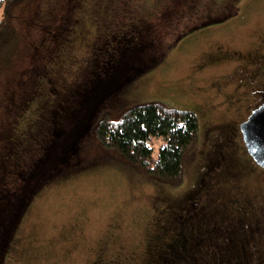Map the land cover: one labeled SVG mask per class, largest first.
<instances>
[{"label": "rangeland", "instance_id": "obj_1", "mask_svg": "<svg viewBox=\"0 0 264 264\" xmlns=\"http://www.w3.org/2000/svg\"><path fill=\"white\" fill-rule=\"evenodd\" d=\"M106 1L78 2L75 29L62 38L58 50L49 37H38L31 28L33 34L26 33L31 38L23 34L27 44L18 43L10 75L0 78V135L9 132L2 109L12 103L14 140L34 139L25 142L31 164L24 169L46 153L40 144L62 141L52 146L53 162L64 144L77 141L62 168L69 174L37 193L5 264H164L166 256L175 255L170 247L180 250L186 242L189 247L177 264H216L213 257L225 253L220 248L230 240L234 247L246 233L245 225L256 223L264 231V168L249 155L240 128L258 102L249 91V71L254 58L264 59V0H231L229 6L239 8L237 15L200 28L205 15L214 12L173 2L167 20H149L148 29L121 24L122 31H114L110 39L127 10L114 0L109 11ZM62 2L27 0L16 16L31 20L39 11H56ZM4 15L0 7V20ZM113 15L117 21L110 23ZM157 34L162 40L154 39ZM43 39L48 44L43 46ZM163 51L164 60L140 73ZM38 57L47 64L39 68L44 73L36 90ZM148 101L189 110L199 118V142L187 156L178 187L145 177L95 136L104 112L116 119L130 105ZM83 124L85 131L77 137L74 127ZM162 143L160 137L153 140L155 156ZM184 233L197 241H187ZM258 240L256 251L245 247L239 253L240 264H263L255 254L264 257V232Z\"/></svg>", "mask_w": 264, "mask_h": 264}, {"label": "trees", "instance_id": "obj_2", "mask_svg": "<svg viewBox=\"0 0 264 264\" xmlns=\"http://www.w3.org/2000/svg\"><path fill=\"white\" fill-rule=\"evenodd\" d=\"M26 1L27 0H0V7L5 9V15L0 20V78L8 77L11 70L14 68L16 58L19 56L18 43L27 44L26 42L23 43V34L31 38L33 33L38 32L41 34L38 35V37L43 35L46 36V38L49 37L50 41H48V43L52 42L53 49L58 50L61 48L59 42L63 39H68L75 29L74 22L79 8L77 4L81 0H79L77 4L75 0H62V3L55 6L57 9L56 11H39V15H36L37 18L32 17L31 20H22L16 16V13ZM113 1L114 0L106 1L105 7L108 8L107 10H112V3L115 5ZM173 2H176L185 9H192L195 5H199L208 9V12H214L205 15V21L197 25L199 28L224 22L237 15L239 11L236 4L235 6L234 4L229 6V3L233 2L231 0H118L116 3L122 5V8L127 10L126 20L119 21L120 26L114 25V30H111L110 37L106 39H110L113 35H116L114 31H122L124 27L121 24L125 26V29H132L135 23L148 29L152 26L149 20H167V18H170L168 12L171 10ZM49 5H51V3ZM225 7L229 8L225 11L227 13L224 14L222 12L223 14H218L220 11L217 10L219 8L224 9ZM110 18V23L112 21H117L115 15L112 17L110 16ZM96 26L103 25L97 24ZM106 26L108 27L109 25L106 24ZM31 28L33 29V33L31 32ZM30 32L32 34H26ZM184 34L185 33L179 34L177 39H180L181 36L183 37ZM153 35L154 34L151 36ZM32 38L34 40L36 37L33 36ZM154 39L162 40V37L157 34ZM154 39L152 40L155 41ZM46 41L47 39H43V46L44 44H48ZM177 41H175L174 44H176ZM104 44H106V42H104ZM28 45H30V42H28ZM43 46L40 45V48L42 49ZM128 46L129 45L126 47ZM167 51L159 53V55L153 59L154 61L143 68L140 73H144L146 70L156 66L164 60ZM45 59H49L48 56ZM36 60L40 61L38 72H36L38 78L35 81L37 90L39 88V77L44 73L43 71L41 72L39 68L45 66L47 61H44V58L42 59L41 57H38ZM110 65L114 66L113 63H110ZM134 78L135 77L128 78L124 86ZM35 93L36 91H34V94ZM3 107L5 112L2 109V117L5 113V124L8 125L9 123V132H3L0 135V264H5L6 257L15 239L18 226L37 193L47 184L69 174H64L62 168L64 164L70 161V152H72L77 145V141L72 142V144H64L63 154L60 155L58 160L56 159L52 162V146L57 148L60 140L54 138L49 147L39 143L40 145L38 148L44 149L46 153L37 159H33L32 163H34V165H32L30 170L24 169V165L27 162L28 164L30 163L28 160L30 155L25 144L29 138L25 139V141L22 139V141L17 144L14 140L16 138L11 134L13 132L12 128H14L17 122L15 107L12 103H7V105ZM2 121L1 119V124H3ZM75 127L74 130L77 129V137H80L81 132L83 130L85 131L86 125H80V129H82L79 134L78 131L80 129ZM5 130L6 127L2 131ZM94 133L102 146L121 156L127 164L135 170H138L142 175H145V177L178 187L184 180L187 156L191 150L196 148L199 142L200 123L198 116L192 111L173 108L161 101H148L130 105L125 108L116 119L112 117L110 111L104 112L96 124ZM55 134H57V132ZM59 134L58 132V137ZM158 137L163 139V143L155 156L152 143L153 140ZM69 138L71 137L69 136ZM29 141L34 143V139H30ZM60 144H63L62 141H60ZM14 184L16 185L12 186ZM244 229H246V233L242 232L241 236L243 238L237 239L234 247H231L230 240L228 242L229 245H227L224 250L220 248V251L226 252L216 254L217 256L213 257L217 260L216 264H240L243 261V256L239 253L244 254L245 247H249V249L256 251L259 243L258 237L263 235V229H260L256 223L254 226L247 224ZM190 234L192 235V233ZM195 234L198 235L197 232ZM183 237L191 242L197 238L193 235L189 237L186 233H184ZM195 241H197V239ZM187 244V242L185 244L183 243L182 249L180 250L170 247L169 250L175 255L166 256V262L164 264H177L178 259H182L184 256L185 249L189 247ZM255 256L258 263L264 264V257L262 254H255Z\"/></svg>", "mask_w": 264, "mask_h": 264}, {"label": "water", "instance_id": "obj_3", "mask_svg": "<svg viewBox=\"0 0 264 264\" xmlns=\"http://www.w3.org/2000/svg\"><path fill=\"white\" fill-rule=\"evenodd\" d=\"M240 128L248 153L264 168V104L255 109Z\"/></svg>", "mask_w": 264, "mask_h": 264}, {"label": "flooded vegetation", "instance_id": "obj_4", "mask_svg": "<svg viewBox=\"0 0 264 264\" xmlns=\"http://www.w3.org/2000/svg\"><path fill=\"white\" fill-rule=\"evenodd\" d=\"M254 59L255 66L249 71L250 83H252V86L248 88L250 93L256 95L255 99H258V102L256 106L252 108L248 116L243 119L242 122L246 121L255 109L259 108L261 105L264 104V59L263 57H256ZM258 80L259 83L257 85H254L255 82Z\"/></svg>", "mask_w": 264, "mask_h": 264}]
</instances>
